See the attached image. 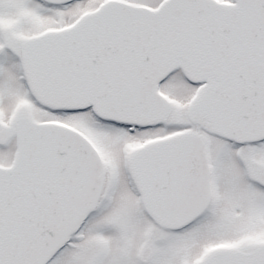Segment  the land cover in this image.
Masks as SVG:
<instances>
[{
  "label": "snow or ice",
  "instance_id": "1",
  "mask_svg": "<svg viewBox=\"0 0 264 264\" xmlns=\"http://www.w3.org/2000/svg\"><path fill=\"white\" fill-rule=\"evenodd\" d=\"M0 264H264V0H0Z\"/></svg>",
  "mask_w": 264,
  "mask_h": 264
}]
</instances>
